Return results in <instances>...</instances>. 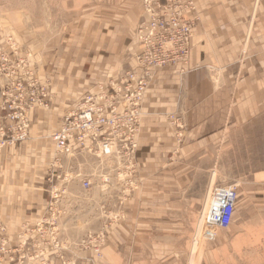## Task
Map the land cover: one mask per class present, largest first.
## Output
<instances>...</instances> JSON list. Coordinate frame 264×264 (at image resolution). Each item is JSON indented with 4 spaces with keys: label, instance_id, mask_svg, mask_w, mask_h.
<instances>
[{
    "label": "rangeland",
    "instance_id": "rangeland-1",
    "mask_svg": "<svg viewBox=\"0 0 264 264\" xmlns=\"http://www.w3.org/2000/svg\"><path fill=\"white\" fill-rule=\"evenodd\" d=\"M141 1L0 0V54L6 55L8 65L13 69L8 74L0 73V92H26L30 90L28 84L33 76L44 89L52 87L54 76L58 77L60 83L69 75L75 76L76 80H82L85 76L92 79L85 88L86 92H77L70 102L59 98L58 105H55L54 96L53 102L45 99L42 106L35 108L30 115L29 136H32V132H41V135L50 136L51 139L53 131L59 128L63 117L76 110L87 93L124 89L145 91L144 102L141 108L137 109L135 123L130 131H135V140H138L134 154L130 146L122 145H119L120 148L114 157L106 162L82 153L68 159H58L54 152L51 156L48 154L53 163L58 164L57 168L65 181L53 178L49 179V182V171H46L44 186H67L69 182V189L63 195L58 194L60 199L56 205L53 204L52 213L48 212V207L39 212L36 221H42L41 231H36L35 221H24L18 225L14 232L22 242L12 248L6 245L0 253V264H43V259L48 261L47 254L42 252L44 248L61 254L73 249L91 252L89 264H122L115 251L117 246L121 249L122 245H128L123 264H132L131 225L132 221H137L138 216L143 221H172V251L169 257L166 252V264H264V241L261 242L260 238L261 227L255 222L264 221V217L261 219L259 202L253 199L252 194L244 193L251 187L248 174L264 169V115L257 116L252 120L253 124H248L243 129H231L228 128L230 114L225 112L216 144V153L220 154V158L219 165L215 163L216 169L217 165L219 167L218 173L214 169V179L212 180L210 162L201 158L194 163L196 166L192 169L191 186L184 189L181 195L176 194L173 197L177 203L182 201L179 207H174L171 211L147 208L138 211L136 201L138 198L146 199L148 184L144 173L146 170L143 171L144 168L137 162L138 154H144L148 148H141L140 145L144 121L148 117L147 101L158 83L163 86L164 81L173 77L180 81L201 66L199 63L193 64V51L196 49V40L200 36L206 39L207 36L202 20L203 0H169L168 16L160 14V10L153 11L156 15L154 26L157 30L149 24ZM166 2L158 0L159 5H165ZM148 24L149 28L153 29L155 41L161 45L163 40H170L173 47L179 50L181 57L179 59L177 54L172 60L169 56L168 64H156L153 60L149 81L142 78L145 77L148 65H139L136 60L137 54L145 58L143 47L137 44L136 48L130 51V47L134 48L133 40L136 41L138 29ZM157 31L162 33L163 40L156 34ZM250 35L249 33V37ZM244 42L238 52L236 77L229 90L231 103L235 101L237 91L241 88L243 64L246 65L250 58V45L245 40ZM13 46L21 51L18 57ZM112 46L114 48H111ZM116 46H121V49ZM111 55L119 62L110 66L106 72L99 71L96 67L99 61H111ZM22 57L29 58L26 61ZM19 61L22 64H19ZM69 62L70 65L67 66ZM207 65L206 72L217 89V75L214 76L216 72L210 63ZM19 85H22V88ZM203 89H212V86ZM155 91L159 93L158 97H162L163 87L159 86ZM178 98H174L170 111L156 114V117L160 115L171 138L172 148L167 163L171 165L173 173L177 174L185 141L195 137L189 135L192 131L187 122L188 113L182 109ZM141 113L144 116H141ZM52 117L53 130L39 124L40 121L50 124ZM208 128L201 130L200 137L202 134L210 136L211 129ZM10 147L15 146L8 148ZM210 147L211 144L204 143L197 149L204 155ZM48 155L44 157L45 163L49 159ZM238 167L243 169L242 173L238 171ZM76 169L78 172L84 171L89 177L88 190L82 188L79 179H69ZM259 180L257 179V182ZM175 182L173 190L176 191L180 188L179 179L173 177L172 185ZM218 187H229L236 191L238 204L231 223L252 221V225L237 227V232H242L246 241H232L230 246L228 245L227 236L229 232H232V236L234 233L233 223L226 229L207 227L206 217L209 218L212 208L216 209L219 202L211 199L213 189ZM185 190L188 194L182 199ZM53 196L57 197L55 194ZM241 196L247 198L246 208L239 206V203H242ZM44 197L49 206L52 195L45 191ZM52 214L53 221H44ZM8 228L9 225L0 222V235L3 234L0 240L5 239L6 234L10 232ZM31 233L40 234L39 238L42 237L43 240L39 241L42 243L29 237L25 239V236ZM118 234H124L129 240L116 241ZM229 250L232 257L228 254ZM163 260V257L159 256L156 263L163 264ZM74 264H80V261L77 259Z\"/></svg>",
    "mask_w": 264,
    "mask_h": 264
},
{
    "label": "crops",
    "instance_id": "crops-1",
    "mask_svg": "<svg viewBox=\"0 0 264 264\" xmlns=\"http://www.w3.org/2000/svg\"><path fill=\"white\" fill-rule=\"evenodd\" d=\"M201 11L207 36L206 39L200 36L196 40V49L193 51L192 57L193 64L198 65L199 63L201 66L180 81L173 77L164 81L163 86L158 83L152 90L154 93L151 98L147 101L148 117L144 121L140 145L141 148L147 146L148 148L144 154H138L137 162L144 168L143 171L146 170L144 173L148 184L146 194L144 191L146 199L138 198L136 201L138 211L146 208L147 210L171 211L174 207H179L182 201L177 203L173 197L176 194L181 195L184 189L191 186L192 169L196 166L194 163L201 158L205 162H210L212 180L214 179L218 173L220 158V154L216 153V144L225 112L230 114L228 128L231 129H243L248 124H253L252 120L257 116L264 115V0H203ZM244 40L250 45V58L246 65L243 64L241 88L237 91L235 101L231 103L229 90L236 77L238 52ZM133 46L134 48L130 47V51H133L137 46L135 40H133ZM116 47L121 49V46ZM14 51L16 57L21 54L19 48H14ZM109 57L110 60L112 59L111 61L105 59L104 61L100 60L99 65L96 64L99 71L106 72L110 66L119 62L114 55ZM22 58L27 61L29 57ZM207 63H210L216 72L214 76L217 75V89L213 82L211 83L209 74L206 72ZM69 65L70 62L67 63V66ZM57 78L54 76L52 87L49 89L53 98L56 97L55 105H58L59 98L70 102L75 98L77 92L85 93V88L92 81L86 76L82 80H76L75 76L69 75V77L63 78L64 81L62 80L60 83ZM159 86L163 87L162 97H158L159 93L155 91ZM209 86H212V89H203ZM1 94L2 92H0V98ZM174 98L179 99L182 109L188 113L187 122L193 133L189 135L195 136L185 141V147L181 151L178 174L173 173L171 165L167 163L172 148L171 138H169L167 128L161 121L160 115L156 117L158 113L171 110ZM0 112H2L1 109ZM207 112L209 114H206ZM52 115L54 116L53 113ZM55 115L58 118V112ZM51 119L50 124H44L41 121L39 124L53 130V117ZM208 127L211 129L210 136L206 137L202 134L200 137L201 130L209 129ZM41 134L43 133L32 132V136H29L25 142L0 153V222L9 225L10 232H7L5 237L8 248L15 247L22 242V239L17 238V234L14 232L18 225L20 226L24 221L38 223L36 218L39 212L44 207H48L44 193L49 191L50 186H44V178L48 171L46 166L53 160L50 156L54 152V145L50 136L45 137ZM204 143L211 144V147L209 151H205V154L201 155L203 153H199L197 147ZM45 155L49 156L46 163ZM215 163L218 164L217 169ZM214 169L216 170L215 174ZM238 171L242 173L243 169L238 167ZM83 173L85 174L84 171ZM248 176H250L251 187L244 193L252 194L253 199L259 202L262 219L264 217V169L256 172L251 171ZM85 177L89 181L87 174ZM173 177L179 179V190H173V187L176 186V182L172 185ZM257 179L260 180L257 182ZM68 189L69 187H67ZM187 194L188 191L185 192L182 199ZM241 197L242 203H239V206L246 208L247 198ZM255 222L261 227L260 238L263 242L264 221ZM232 223L235 228L233 236L232 232H229L227 236L229 246L232 241L236 243L247 240L243 237L242 232H237V227L253 224L252 221H232ZM131 229L132 264H157L156 259L159 256L163 257V264H166V252L169 257L172 251V221H143L138 216L137 221H132ZM2 235L0 238L3 237ZM39 236L38 233H31L29 236H25V239L29 237L42 243L39 240H43V238H39ZM32 239L31 241H33ZM50 239L52 240V237ZM128 240L124 234H118L116 239L120 242ZM46 250L47 248H44L42 252L47 254L48 261L45 262L43 259V264L52 262L54 264H74L77 259L80 264H89V259L92 257L91 252L75 251L74 249L63 251L64 254ZM127 250L128 245H122L121 249L117 246L115 250L117 259L121 260L122 264ZM228 254L232 257L230 250ZM15 257L16 255H14Z\"/></svg>",
    "mask_w": 264,
    "mask_h": 264
},
{
    "label": "built area",
    "instance_id": "built-area-1",
    "mask_svg": "<svg viewBox=\"0 0 264 264\" xmlns=\"http://www.w3.org/2000/svg\"><path fill=\"white\" fill-rule=\"evenodd\" d=\"M165 5H159L158 0L148 2L144 9L145 13L150 17L149 24L155 28L154 22L156 15L154 10H160V14L168 16L170 10L169 0ZM146 27L138 29L136 40L138 46H142L145 58L136 56L139 65H148L145 70L146 80L151 79L150 67L154 60L156 64H168L169 56L179 55L170 40H163L162 33L157 31L156 34L164 41L159 45L154 38L153 29ZM179 59H181L179 55ZM19 64H22L19 61ZM13 69L8 65V58L4 54H0V73L8 74ZM38 81L31 77L28 84L30 90L26 92H11L9 90L2 91V104L0 117V152L9 146L25 142L29 138L28 129L30 126L29 115L33 110L43 105L45 99H53V94L49 98L47 89L38 85ZM22 88V85H19ZM19 91V89H18ZM145 97L144 90H114L99 91L95 93H87L81 99V105L74 111L66 114L57 132L51 137L55 148V156L62 159L67 155L73 157L74 153L86 151L87 153H97V156L106 157L112 154L114 147L120 148L119 145L130 146L132 154L136 147L135 131L130 133L135 123L134 117L137 115V109L141 108ZM45 105V104H44ZM47 105V104H46ZM46 107V106H45ZM57 163H49L47 169L49 171L48 181L56 178L65 181L57 168ZM50 182V181H49ZM83 187L87 188L88 183H83ZM211 199L215 202L218 200L216 209L212 208L209 218L206 217L207 227L213 229H226L229 227L236 209L237 194L235 189L229 187H218L213 189ZM65 189L53 188L50 191L52 202L48 206V212L52 210L55 200L58 198L54 194H62ZM60 196V195H59ZM217 198V199H216ZM210 199V200H211ZM54 201V202H53ZM47 219L44 221H50ZM36 231L43 229L42 221L36 224ZM50 228H48L49 230ZM7 241L0 240V253L4 251Z\"/></svg>",
    "mask_w": 264,
    "mask_h": 264
},
{
    "label": "bare ground",
    "instance_id": "bare-ground-1",
    "mask_svg": "<svg viewBox=\"0 0 264 264\" xmlns=\"http://www.w3.org/2000/svg\"><path fill=\"white\" fill-rule=\"evenodd\" d=\"M142 2V7H145V5L148 3V2H153V0H142L141 1ZM146 16H147V18H148V20H149V16L146 14ZM135 39H136V35H135ZM136 43H137V40H136ZM15 52V51H14ZM16 55V54H15ZM24 60H26V59H24ZM34 78H35V76H34ZM36 80H37V78H35ZM38 81V80H37ZM47 89V91L50 93V90L48 89V88H46ZM52 95H51V93L49 94V98L51 97ZM1 98H2V94H1ZM144 101V100H143ZM1 104H2V99H1ZM0 107H1V105H0ZM141 116H143V113H141ZM29 119H30V115H29ZM55 132H57V130L55 131ZM53 136V134L51 135V137ZM137 137H138V135H137ZM52 140V139H51ZM23 143V142H22ZM19 144H21V143H19ZM17 145V144H16ZM16 145H14V146H16ZM54 145V144H53ZM138 147V140H136V147H135V149ZM117 151H118V148H116V147H114L113 149H112V154L111 155H109V156H106V157H101V156H97V153H94V152H92L91 154L90 153H87L86 151H83V152H80V153H82V154H85V155H88V156H91V157H95V158H97V159H100V161L101 160H104V161H106V160H110L111 158H113L114 157V155L117 153ZM54 154H55V148H54ZM76 154H78V153H74V156L73 157H75V155ZM69 157H71V156H69V155H67L66 157H65V159L67 158H69ZM52 162V161H51ZM73 177H75L76 179H79V181L81 182V184H82V188L84 189V190H88L89 188H90V182L88 181V179L85 177V174L83 173V172H78V169H76V172H74L73 174H71L70 175V177H69V179H72ZM63 182V181H62ZM83 183H88V187L87 188H84L83 187ZM68 184H69V182H68ZM68 184H67V186H64V185H59V186H50V188H49V193H50V191H51V189H53V188H56V189H58V191H59V189H65V191H64V193H62V195L63 194H65L66 192H67V187H68ZM57 199H56V203H55V205L58 203V200L60 199V197H59V195L57 194ZM53 207V206H52ZM53 210V209H52ZM52 210H51V212H52ZM53 215L54 214H52L51 215V217H50V219L53 221Z\"/></svg>",
    "mask_w": 264,
    "mask_h": 264
}]
</instances>
